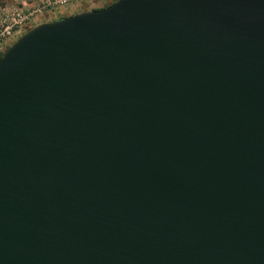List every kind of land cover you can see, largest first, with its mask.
<instances>
[{"label": "water", "instance_id": "water-1", "mask_svg": "<svg viewBox=\"0 0 264 264\" xmlns=\"http://www.w3.org/2000/svg\"><path fill=\"white\" fill-rule=\"evenodd\" d=\"M0 264H264V0H113L14 39Z\"/></svg>", "mask_w": 264, "mask_h": 264}, {"label": "rangeland", "instance_id": "rangeland-1", "mask_svg": "<svg viewBox=\"0 0 264 264\" xmlns=\"http://www.w3.org/2000/svg\"><path fill=\"white\" fill-rule=\"evenodd\" d=\"M112 0H0V52L30 27L60 16L89 10ZM5 28L10 30L5 33Z\"/></svg>", "mask_w": 264, "mask_h": 264}, {"label": "built area", "instance_id": "built-area-1", "mask_svg": "<svg viewBox=\"0 0 264 264\" xmlns=\"http://www.w3.org/2000/svg\"><path fill=\"white\" fill-rule=\"evenodd\" d=\"M69 2V1H71V0H58V3H60V4H62V3H64V2ZM5 33L6 34H9L10 33V30L8 29V28H5Z\"/></svg>", "mask_w": 264, "mask_h": 264}, {"label": "trees", "instance_id": "trees-1", "mask_svg": "<svg viewBox=\"0 0 264 264\" xmlns=\"http://www.w3.org/2000/svg\"><path fill=\"white\" fill-rule=\"evenodd\" d=\"M113 1V0H112ZM111 1V2H112ZM111 2H109L108 4H110ZM108 4H105V5H102V6H100V7H96V8H102V7H104V6H106V5H108ZM91 9H93V8H91ZM62 17H65V16H60V17H58V18H56V19H59V18H62ZM2 52H0V54H1Z\"/></svg>", "mask_w": 264, "mask_h": 264}]
</instances>
